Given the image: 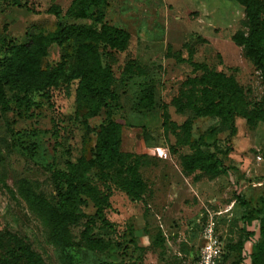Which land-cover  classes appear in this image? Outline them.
Here are the masks:
<instances>
[{
  "label": "rangeland",
  "instance_id": "rangeland-1",
  "mask_svg": "<svg viewBox=\"0 0 264 264\" xmlns=\"http://www.w3.org/2000/svg\"><path fill=\"white\" fill-rule=\"evenodd\" d=\"M72 0H0V72L10 48L32 30L47 34L58 21L97 24L105 19L131 34L127 50L100 45L103 65L115 74L116 99L87 118L78 108V81H68L75 64L73 44H52L42 60L44 88L25 93L5 90L0 102V264H63L62 251L49 240L44 217L21 193V183L56 202L54 169L68 160L92 158L97 129L107 113L122 125L121 150L143 155L141 198L123 190L117 167H95L91 181L108 199L105 224L95 217L89 200L80 222L71 226L75 244L67 252L75 264H184L195 259L203 244V213L222 211L219 226L225 243L224 264H251L263 239L264 218V69L247 56L232 36L253 27L240 0H109L78 19L68 12ZM260 5L262 0H251ZM62 10L57 17L53 9ZM62 8V9H61ZM103 13V16H101ZM255 30V29H254ZM254 31L253 34H257ZM235 75L243 87L241 111L226 122L217 116L194 117L190 139H202L205 152L224 161L222 172L210 177L202 169L182 172L181 156L192 152L184 141L185 115L168 106L179 84L200 76L190 61ZM155 86L149 104L145 89ZM169 113L167 121V112ZM170 119V121H169ZM261 157V158H260ZM91 224L96 236L111 241L105 251L82 246L81 232Z\"/></svg>",
  "mask_w": 264,
  "mask_h": 264
},
{
  "label": "trees",
  "instance_id": "trees-1",
  "mask_svg": "<svg viewBox=\"0 0 264 264\" xmlns=\"http://www.w3.org/2000/svg\"><path fill=\"white\" fill-rule=\"evenodd\" d=\"M109 0H72L68 12L78 19L87 17L94 6H106ZM245 6L249 24L255 29L249 35L238 30L232 40L238 46H247V56L255 66L264 69V0L257 6L251 0H240ZM62 9V8H61ZM57 17L62 10L51 11ZM103 16V13L102 15ZM254 31L257 34H253ZM131 34L125 28L116 26L108 20L97 24L83 22L64 23L58 21L56 29L39 34L27 30L24 39L13 44L11 55L0 72V102L6 101L5 90H21L25 93L40 91L44 88L45 71L42 60L47 55L52 44H73L75 47V64L67 72L65 61L59 66V74L68 81H78L76 103L78 108L86 110V117L93 118L116 99L113 88L114 72L103 65L100 45L117 51L128 49ZM193 71H201L200 76H188L179 84V89L168 106H173L178 114L185 115L182 124L170 121V124L185 131L184 141L191 143L192 152L181 156L182 172L190 175L197 169H202L210 177L218 176L224 166L222 158L215 153L205 152L199 145L202 139H190L192 120L194 117L217 116L224 123L234 113L240 112L243 87L235 75L211 68L205 62L190 61ZM149 104L154 102L155 86L145 89ZM169 104V105H168ZM168 105V106H167ZM167 113V121L169 113ZM122 125L115 121L110 113L97 129L95 150L92 158L81 156L76 160H68L64 169H54L53 179L57 187V200L53 202L44 194L38 193L21 183V193L31 207L45 219L49 229V240L61 251L63 264H75L73 257L67 252L75 244L71 226L80 222L82 209L91 200L96 207L95 217L105 224L104 210L108 199L104 197L96 184L90 179L91 171L97 167L101 171L117 167V175L122 179L123 190L134 200L140 199L145 188V182L140 175V167L144 163L143 155H133L121 150L120 135ZM262 241L255 247L251 264H264V218L260 227ZM79 243L87 249L105 251L111 241L96 236L93 227L88 224L81 232ZM4 240L0 234V248ZM99 264H111L100 262ZM230 264H241L239 260Z\"/></svg>",
  "mask_w": 264,
  "mask_h": 264
},
{
  "label": "built area",
  "instance_id": "built-area-1",
  "mask_svg": "<svg viewBox=\"0 0 264 264\" xmlns=\"http://www.w3.org/2000/svg\"><path fill=\"white\" fill-rule=\"evenodd\" d=\"M220 214L222 211H211L206 208L201 230L203 244L197 257L184 264H224L225 243L219 226Z\"/></svg>",
  "mask_w": 264,
  "mask_h": 264
},
{
  "label": "crops",
  "instance_id": "crops-1",
  "mask_svg": "<svg viewBox=\"0 0 264 264\" xmlns=\"http://www.w3.org/2000/svg\"><path fill=\"white\" fill-rule=\"evenodd\" d=\"M111 23V22H110ZM113 24V23H112ZM115 25V24H114ZM116 26H118V25H116ZM120 27V26H119ZM123 28V27H122Z\"/></svg>",
  "mask_w": 264,
  "mask_h": 264
}]
</instances>
